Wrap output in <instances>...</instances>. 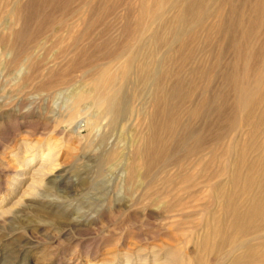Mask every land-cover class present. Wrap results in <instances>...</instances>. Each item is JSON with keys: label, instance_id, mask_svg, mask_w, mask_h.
Segmentation results:
<instances>
[{"label": "rangeland", "instance_id": "374dc122", "mask_svg": "<svg viewBox=\"0 0 264 264\" xmlns=\"http://www.w3.org/2000/svg\"><path fill=\"white\" fill-rule=\"evenodd\" d=\"M263 2L222 0L221 18L209 38H204L205 28L194 31L192 24L176 29L189 33L184 46H168L166 38L172 32L158 26L166 42L155 48L153 58L168 73L160 74L154 100L148 88L121 75L129 105L127 113L110 125L105 105L90 98L78 104L80 115L70 120L73 124L54 122L49 111L67 120L74 105L69 98L72 89L90 88L96 94L103 85L98 79L102 70L108 75L121 62L114 58L116 54L146 49L145 34L136 29L139 0H11L8 8L13 14L4 17L10 22L4 36L10 40L7 60L23 52L28 65L24 71L35 81L63 77L66 83L51 89L29 85L16 90L12 79L17 72L0 71V195L15 176L17 157L44 151L49 143L60 150L51 188L23 194L0 214V264H148L152 255L164 252L181 256L188 264L197 259L229 264L230 256L202 252L197 244L212 223L211 215L220 209L209 183L224 185L221 168L228 167L239 145L248 143L246 136L235 134L238 145L233 149L229 125L242 111L234 85L251 83L256 70L264 68ZM205 20L214 26L213 19ZM190 49L193 56L187 57L192 55ZM134 90L141 97H131ZM73 126L78 128L73 131ZM21 140L29 145L25 154ZM129 144L146 152V158L155 155L163 160L149 168L156 176L149 187L134 189L124 183L128 163L145 170ZM116 149L119 153L111 157ZM245 154L251 158L255 152L249 149ZM196 157H200L197 166ZM182 175L195 177L184 192L177 187ZM147 191L160 198L170 191L166 201L182 198L185 204L164 213L158 201L147 200ZM36 193L45 198L34 197Z\"/></svg>", "mask_w": 264, "mask_h": 264}, {"label": "bare ground", "instance_id": "6f19581e", "mask_svg": "<svg viewBox=\"0 0 264 264\" xmlns=\"http://www.w3.org/2000/svg\"><path fill=\"white\" fill-rule=\"evenodd\" d=\"M221 1L220 0H139V12H138L139 20L136 25V29L139 35L145 34L144 40L142 41L143 44L145 43V45L147 46L146 49H144V47L143 49L140 48L137 52L133 54H131V52L120 53L119 55L116 54L114 58L121 60V62L118 61L119 62L118 66H116L115 70L113 72L111 71L112 73L108 75L105 74V68H104L102 70L100 77L98 78L99 81L101 82V83L99 82V84L100 85L103 84L104 86L103 85L99 86L96 94L94 90L90 88L81 87L78 90L72 89V91L69 94V98L72 100V103H74V105L70 111V114L68 115L67 120H63V118L59 119L61 117L52 110L49 111L51 119L56 123L62 120L70 124H73V122L72 121L70 122V120L80 115L78 104L81 101L90 98L92 99L93 102L95 101L101 102L102 104L105 105L104 107L105 110L107 111L108 114L111 115L112 118L110 121V125H113L114 123H116L115 121L117 120V118L124 116L125 112L127 113L126 108L129 105L130 96H128V94H126L124 90L121 88V82H120L121 81L120 76L124 74L133 77L132 79L136 85L138 84L146 87V89L148 88L149 96H151V100H154L156 97V89H158L159 87L160 74L162 73V71H164L165 74L168 73V70H164V68L162 67L163 63L153 58L154 53H156L155 48L158 47L160 43L166 42V40L168 46H171V44H175V43L182 45L185 39H188L189 33L188 31L183 33H177L176 29L179 27H183L186 24H192L191 28L193 30L194 29L198 30L199 28H201L202 31L205 28L203 34L204 38H209L211 35L214 34V27H216L217 23H219V18H221L220 13H222L221 12L222 7L220 6L224 5V4L221 5V3L219 4V2ZM10 2L11 0H0V34L2 35V36L0 35L1 36L0 53L2 55V56L0 55L1 56L0 71L3 68V69H13L17 72V75L14 77V79H12L13 80L12 84L16 90H20L22 88L24 89V87H27L29 85L32 86L34 85L35 89H41L44 87H48L51 89L55 86L65 84L66 80L63 79V77L53 78L52 80H49L47 82L35 81L36 79L30 76L31 74H29L28 70L24 71V67L26 65L25 64L26 62H24L26 60V55H24L23 52H21L17 58H13L11 60L12 62L7 60V58L9 57L8 47L10 45V40L9 39L4 40V36L5 34L8 33L10 22H8L7 20L5 21L4 17L7 12L12 13V11H14L12 9L9 10L8 8ZM226 8L229 9L231 7L228 6ZM232 8L237 9L236 7H232ZM253 10L256 11L258 9L254 8ZM223 11L224 13H226V9L225 10L223 9ZM235 12L237 14V11ZM188 14L190 15V18ZM167 15H169L170 17H168ZM240 17L241 14L239 18ZM206 18H211V20L213 19L215 21L214 26L210 25L209 27L208 25H206L207 24L206 22L208 21L205 20ZM237 22L238 21H236L235 23L237 24ZM239 23H241V21ZM160 25L166 27L167 29L165 30H169L170 32H172V35L169 34L171 36L169 37L170 39L166 38L165 40V37L157 32L158 26ZM256 30L258 29H255V31ZM244 31L241 32L244 34ZM249 33H251L252 35V31ZM248 35L250 36V34ZM190 37L192 38V35ZM36 46L37 45H35V47ZM191 49L190 51L189 50L188 51L191 52ZM193 53L192 55L189 54L190 56L188 55L187 57H192ZM184 59L188 60V58H184ZM248 67L246 66L245 69L246 68L248 69ZM261 67L262 66H260V68ZM260 68H258L259 70H256L257 72L252 70L256 72V78L255 80L253 78V81H251V83L249 82L248 84L234 85L235 92L237 93L236 94L237 104H239L238 107L239 106L242 107V111L238 116H236V118L229 125L230 126L229 128H231L229 130H232L233 132L232 133L233 137L232 136L230 137V145H233L232 146L233 149L236 148V146L238 145L235 134L239 136L240 135L246 136V140L248 138V143L239 145V149L237 150L234 159L230 161L228 167L226 169L221 168L220 174L222 175L225 174L226 182L224 183V185H220L218 183L217 185L216 183L212 182L211 181L212 177L207 178L208 180L211 181V183H209V186L212 189L211 197L218 203L220 209L218 212L213 213L211 215L212 223H209V227L207 231L204 233V235L201 236L197 246L198 249H201L202 252L210 251V252H217L218 254H226L230 256L228 258L230 259L229 264H264V68L263 67L261 69ZM38 75L40 76V74ZM252 83L253 86H251ZM106 88H110V91L105 92ZM139 92L138 90L132 91L131 97H135V98L141 97V93ZM175 93L176 92H174V94ZM187 97L188 96L185 95V97L183 98H187ZM192 111H196V109L195 110L192 109ZM139 113H141V111ZM72 128H73L72 130L74 131L78 127L73 126ZM259 137H261L260 141L258 139ZM20 142H21L20 145H22L21 146L23 151L22 154H25L26 152H28L26 150V148L29 146L28 142H26L25 140H21ZM129 146L131 148L130 152L137 155L135 156L136 159L138 158L137 160H142V165L143 168H145V170L144 169L141 170L142 168L137 167L135 162L128 163L125 166L126 176L124 179V183L128 188L131 187L134 189L137 188L140 189L143 186L149 187L150 185L153 184L154 178L156 177L154 176V173L149 170V168L154 163L155 164L163 163V160L158 159V157H156L155 155L146 158L145 156L146 152H144L143 150H136L133 146H131V144H129ZM249 149L255 152V155L251 158H247L245 154ZM118 153L119 152L117 151V149L113 150L110 152V156L111 157L117 156ZM59 155H60V150L57 149V146L50 145L49 143L47 144L44 151L29 152L28 154L17 157L16 158L17 160H15V162L18 168L15 172V176H13L14 178L11 177L12 179L10 178L8 180V186L5 191L6 193H2L0 195V214H2L8 209L7 206L10 203H12L14 199H18V198L20 199V197L23 194L28 193L29 191L32 190L34 191L39 187L51 188L50 185L55 183L54 182L55 180L52 176L54 175L55 170L59 166V161H58ZM194 161L195 163H197L196 166L199 165L200 157H196ZM240 164H243V167H240ZM194 178L195 177L193 175H182L178 179L179 181L177 187L180 188L179 190H182L184 192V189L186 190L187 186L195 183V180H193ZM166 180H168V178L165 179L164 181ZM169 181L172 182L173 179H171L170 177ZM164 186L167 185L164 184ZM148 192L149 191H147L145 195H147ZM170 193H171L170 191H165L163 192V194L161 192L162 194L161 198L160 196L157 197V195L153 197L151 196V194H148L146 198H148L147 200H149L151 203L153 202L155 203V201H158L157 203L160 204L162 210H164V213H170L178 208H182L185 204L182 198L179 199L174 198L172 201H166L164 197L172 195ZM34 197L45 198V195L36 193ZM210 236L212 237L211 241L209 238ZM240 249L242 250L241 252H239L238 254H234L235 251ZM164 253L165 254L162 255L161 254H155L154 256L152 255L153 258H151V261L148 264H188L187 261L181 256H174V254H172L171 252L168 253L164 252ZM140 263L147 264V262H140ZM206 263L207 262H205L203 259H197L196 261L193 262V264H206Z\"/></svg>", "mask_w": 264, "mask_h": 264}]
</instances>
